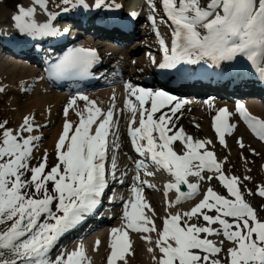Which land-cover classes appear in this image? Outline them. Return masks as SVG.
I'll use <instances>...</instances> for the list:
<instances>
[{
	"label": "snow or ice",
	"instance_id": "obj_1",
	"mask_svg": "<svg viewBox=\"0 0 264 264\" xmlns=\"http://www.w3.org/2000/svg\"><path fill=\"white\" fill-rule=\"evenodd\" d=\"M31 2L30 7L17 5V13L12 17L17 32L32 38L56 35L58 29L50 23H37L35 19L36 6L47 12L48 0ZM161 2L167 21L164 16L160 21H170L173 31L170 48L160 39L164 57L159 68L176 69L178 65L201 62L219 67L223 62H235L246 64L264 78V0ZM62 3L70 6L62 8L64 13L76 8L120 7L106 0H93L92 5L87 0H62ZM147 3L151 9L148 19L155 27L156 0H147ZM57 15L49 13L48 19L55 20ZM156 35L160 36L158 29ZM96 60L95 50L77 48L55 66L56 73H83ZM125 89L127 96L119 110L114 103L115 96L107 110L86 95L70 100L64 108L63 131L55 146L56 163L50 168L47 150L42 161L32 165L35 142L42 139L41 135L33 134L42 127L35 123L34 116H25L15 129L8 127L6 120L0 122V264H90L83 245L72 251L61 248L55 256L53 252L67 233L96 211L100 197L109 187V174L112 180L124 184L128 172L117 176L116 152L121 147L120 116L125 112L130 114L127 136L140 159L134 161L135 175L130 186L133 199L124 202V224L111 229L107 264H117V261L127 264L125 256L131 248L129 231L149 234L141 239L154 243L155 247L147 250L158 251V256L153 255L155 264H264V220L246 202L240 177L225 174L223 164L207 147L212 141L194 139L183 127L177 128V113L187 101L131 82H125ZM77 100L85 104L76 111L78 123L74 125L67 117ZM168 105H171L168 111H163ZM236 112L264 141V119L251 115L240 102ZM232 115L223 107L213 117V128L224 146L225 135L231 134L235 127L230 123ZM177 141L182 145L179 151L173 146ZM238 143L244 147L242 140ZM149 167L156 171H149ZM159 171L170 177L164 185L169 209L200 196L203 183L213 178L227 190L228 196L207 187L198 203L187 211L168 212L162 229L158 228L153 219L154 209L143 196L145 187L154 189L155 185L142 179L141 173L152 177ZM173 191L175 199H167ZM247 191L252 195L250 189ZM256 195L264 198V185L257 187ZM201 218L204 223H199ZM151 233H156L155 240ZM211 237L223 239L216 241ZM225 242L231 245L227 249ZM96 243L98 247L99 241ZM225 251L226 256L221 257Z\"/></svg>",
	"mask_w": 264,
	"mask_h": 264
},
{
	"label": "rangeland",
	"instance_id": "obj_2",
	"mask_svg": "<svg viewBox=\"0 0 264 264\" xmlns=\"http://www.w3.org/2000/svg\"><path fill=\"white\" fill-rule=\"evenodd\" d=\"M161 3L162 2L160 0H156V13H155V15H156L157 24H158L156 26L158 28L155 26L154 30L157 31V29H158L159 33L161 35H163L167 32V29L169 28L167 26V24L169 25V22H161L160 21V17L164 16L163 13H160L157 11V9L161 10V8H162V7H160ZM202 3H204V0H202ZM0 4L4 7H6V9H7V10L6 9L3 10V11H6L4 16H1V13H0V29H3V30L6 29V30H11V31L13 29H15L12 17L17 13V5L23 4L26 7H30V5L33 6L31 0H29V5H28V0H0ZM64 7H66V6L63 5L62 0H48V3H47L48 11L46 12V21L47 22L50 21V19H48L49 13L55 11L59 15V12H57V11H59V10L61 11V9ZM10 9H11V11H10ZM38 9H39V7H37V12H36L35 18L37 16H39ZM122 9L126 10V12L129 13V10L127 9V7L125 8L122 6ZM141 14H142V17H140V14H138L136 16V19H138V17H139V19L137 20L138 30H139L138 33L135 34L134 37L129 39V41L127 40L125 42V44L120 46V47L123 48V46L126 47V45H127L129 52H131L130 55H137V54L139 55L140 54L139 57H144V53L147 50L146 48L147 47L150 48V45L149 46L148 45L147 46H139L136 48L134 46L137 43V41L134 42L135 41L134 38H137L139 41H143L141 38V35H140L141 32L144 35H146V34L149 35L150 38L152 36L151 32L145 33L144 32L145 29L143 28V25H149V24H147V20L149 21L148 17L151 14V9H150L148 3L145 4V9L141 11ZM41 21L43 22V17L40 19V21H37V23H40ZM164 21H167L166 16H164ZM143 34H142V36H143ZM80 36L83 37V34H81ZM163 37L164 38L168 37L167 39L170 40L169 36H167V35H163ZM9 39H13V40L18 41V39H20V38L13 36V38H9ZM154 39L156 40L157 38H154ZM150 41L154 42V40L152 38ZM135 50H137V51H135ZM143 50H144V52H143ZM132 61H133V58L126 60V66H128L129 69H131V65H129V63L131 64ZM18 64L21 65V63H18ZM29 64H30V62H29ZM5 66H8V65L6 64ZM13 66L14 65L11 66L12 71L10 72V74H7L4 77V79H0V88L3 89V91L0 92V122H3L6 120V121H8L7 126L15 129V128H18L19 125L23 122V119L25 116H28L30 118L34 116L35 117V123L41 125L42 127L40 128L39 131H37L33 134L34 135H41L42 139L40 141L35 142V149H34V153H33L34 159L32 160V165L37 166L38 163L42 161V159L44 157L45 150H47L48 167L50 168L51 166H54V164L56 163L55 146H56V143L58 142L56 139H59L60 135L62 134V128H63V124L65 122L64 108L69 104V102L72 98H67V100L64 101V103H62V105L59 107V109H57L58 106H57L56 102H52L51 104L48 103V104H46L47 106L45 105L43 107L36 100L37 97L38 98L45 97V95L40 94L42 91H37L39 89L37 87L38 84H40V83L43 84V86H44L43 89H45V91L49 92L50 95H52V97H55V94H57L58 92H62L63 90L60 88L51 87V85L46 80H43V78L40 77L42 75V66H36V65H34V63H31L30 67L34 68V70L36 71V72L34 71L36 80H35L34 85H32V86L29 84V82H30L29 77L31 78V75L29 77L25 78V76H23L24 71H21L22 68L20 66H18V69H15ZM13 70L18 71V72L16 74H13ZM27 70H29V68H27ZM26 76H28V75H26ZM0 78H2V77H0ZM147 83H148L149 87H151V86L154 87V86L158 85L157 83H155L153 81H148ZM241 84H242V82L240 83V85ZM121 85H122V87H121ZM110 86L113 87L114 85L113 84H104V87H106L105 89H107V90L109 89ZM114 87L115 88L119 87L118 91L120 93V89H122L124 86L122 83L119 82L117 84V86H114ZM252 89H254V88L252 87L248 91H245L243 93L244 95L241 94V96L245 97V95L249 94ZM119 93H117V95L115 96L116 99H115L114 103H115L116 108L119 106L118 108L122 109L123 106H121V105L125 102V99H124L125 94L122 92L123 94L121 93V95H120L121 97H120V96H118ZM36 94H39V95L36 96ZM252 94H254V93H252ZM69 96L76 97L75 94H71V95L69 94ZM235 96H233L232 97L233 99H232L231 95H222V97H218L219 100H216V101L212 102L211 104L204 105L203 107L202 106H200V107L183 106L181 111L177 113V116L179 117V119L177 121V128L183 127V129L186 131V133L188 135H191L192 137H195V135L198 134V139H200V140H204V139L207 140L209 138V136L211 135L210 138H212V139L211 140L209 139V140L212 141V143L210 145H208V148L210 147L209 150L213 151L217 157L218 162H221L223 164V169H224L226 175H228V176L234 175V176L240 177V179L242 181L241 191L244 194L246 202H248L257 211L258 218H260L261 220H264V198L256 195L257 187L259 185H264V144L262 142H258L260 140L254 139L249 134L246 126L238 118V114L236 112V103L233 101L234 98H236ZM247 96H249V95H247ZM251 98L252 97H250V99ZM101 99L100 98H93L91 100L95 101L96 105L98 107H100L101 109L107 110L109 108V106L112 104L113 100L111 101L110 99L109 100L108 99L107 100L106 99L101 100ZM102 102L103 103L105 102L106 104H103ZM223 102H224V104H223ZM225 103H226V105H225ZM81 104L83 107L85 102H81ZM77 105L78 104L76 103V106H73L72 108L69 109V116L67 117V119L70 120V118H71L70 113L72 114V112H73V114L75 115L76 111L78 110L77 107H79ZM245 105H246V108L249 109L247 103ZM261 105L263 107L260 109V113H263L264 103L262 102ZM224 106H226L229 109V111L231 113H233L231 118L233 119L234 122H236L235 127H234L233 131L231 132V134L225 135L226 146L221 145L219 143L217 134L215 133V130L213 128V117L216 115L218 107H224ZM170 107H171V105H168L165 109H163V111H168V109ZM54 109L56 110V112H55L56 118H54L55 120L53 119L52 123H50L49 120L53 116ZM202 109H203V111H200ZM45 110H46V113H45ZM73 114H72V116H73L74 120L72 122L75 125L78 123V117L74 116ZM197 114H200V115H197ZM50 115H51V117H50ZM192 115L198 116L196 118L197 120L195 123L192 121H189V119L187 118V117H190ZM129 116H130V114H129ZM126 117L127 116L125 115V113H124V115L120 116V123H119V132L121 133V131H122L124 133V135H121L119 133L120 144L122 145V143H123L124 148H123V146H121V148L118 150V152H116L117 160H118L117 162H119L121 160L119 162L121 167H122V164H123L125 158L127 159V157H125V156H127V154H129L128 149H129V151L131 150L130 149L131 143H130V140L127 136V128H126L127 123L125 122ZM128 117L126 118V120H128ZM263 117H264V115H263ZM197 125L199 127H197ZM173 131H175V129ZM194 131L196 132L195 135L193 134ZM58 134H59V136H58ZM169 134L171 135L172 133H169ZM207 135H209V136H207ZM241 140L244 144L243 148H241L239 146V143H238V141H241ZM173 146H174V150L176 149L177 151H179L180 148L182 147V145L180 144L179 141L174 142ZM130 154L135 155L132 151H130ZM138 159H140V157H138ZM119 163H118V165H119ZM132 164H133V162H132ZM131 166H130V168L127 169V171L128 172L130 171L132 174ZM148 170L154 171V172L156 171L152 167H149ZM141 175L143 176V173H141ZM205 175H213L214 176L213 173H205ZM245 176L251 177V179L250 180H244L243 178ZM143 177L146 178L149 182H151V184L155 185L154 189L148 190V195L150 197L154 195L156 197V202H152L149 199L147 200L146 198H144V199H145V202L148 203L152 209H154L155 216L153 217V219H154L157 227L161 228V229L163 226V219L165 218V216L167 215L168 212H174L177 210H180V211L189 210L192 206L195 205V203H198L199 200L203 198V193L206 191L207 187H212L213 190L216 191L218 194L225 195L226 197L228 196L227 190L225 188H223V186L220 184V182L217 179L213 178L211 181H205L203 183L200 196L196 197L193 200H189V203H188V201H185V203H182L181 205L176 206L175 209H169L167 207L166 198L164 196V188H163L164 183H167V182H166V178L162 176V172L161 171L156 172V174L152 177H145V176H143ZM131 184L132 183L126 184L127 190L130 189ZM113 186H114V184H110L109 187L106 189L105 193L100 197V199L102 201H103V199H105V197H106L105 195L108 193L109 189L112 190ZM124 187H125V185H124ZM249 189L251 190L252 195L248 194L247 190H249ZM172 195L175 196L174 191L169 193L168 199L173 200ZM125 201H126V199L118 200L119 206L120 207L123 206ZM145 212L147 215L152 216V212H149L147 209H145ZM121 220H123L122 215H119L118 217L114 218L111 221H108V220L104 221V223L108 222L109 224L116 225ZM193 222H197V221L193 220ZM92 223H94V222L92 221ZM199 223H204L202 218L199 221ZM79 226L80 225H78L75 228V231L77 230L76 234L72 233L70 231L60 240L57 251L53 252V256H55L58 253L59 249H61V248L67 249L68 251L75 250L80 244V243H78L79 241H83L84 238H88V237L93 236L94 232H91V234H90L91 236L86 235L91 231V228H93V230L98 228V227H96V223H94V225H91V227L89 226L90 228L85 225L86 227L84 229V232H81L83 229L80 228ZM87 228H89V229L87 230ZM144 235H149V234L148 233H136V232L129 231V240H130L131 248H130V253L126 254V256H125V258L127 260V264H155V261L153 260V255L158 256L159 253H158V251L155 253H150L147 250L149 247L154 248L155 245H154V243L149 244L146 241H144L143 239H141V237ZM150 235H152L153 240L156 239V233H151ZM78 236H80V238ZM74 237L77 239L76 243H72V239ZM211 238L216 240V241L223 239V237H211ZM111 239H112L111 236L107 235L106 239L104 240L105 246H103L101 249L97 250L98 252L96 251L95 253H93V251H92V257H90V252H89V250H91V249L86 250V248H85V251H86V254H87V257H88L90 264H102V263L107 264L106 258H108V256L110 255V252H111V249H110ZM230 246H231L230 243L225 242V244H224L225 249H227ZM103 252H105V253H103ZM220 255H221V257L226 256V251L222 252ZM96 257L97 258L99 257V258L97 259ZM117 264H124V262L118 261Z\"/></svg>",
	"mask_w": 264,
	"mask_h": 264
},
{
	"label": "bare ground",
	"instance_id": "obj_3",
	"mask_svg": "<svg viewBox=\"0 0 264 264\" xmlns=\"http://www.w3.org/2000/svg\"><path fill=\"white\" fill-rule=\"evenodd\" d=\"M92 1L87 0V2L90 5L93 4ZM106 2L109 4H112V5L118 4V5H120V7L119 8H115V7L101 8V9H95L94 7H90L87 10H85L83 8H76V9H71L67 13L62 12V9H61V11L60 10L57 11V12H59V17L56 18L55 20H50L48 22L46 21V12H44L39 6H37V7H39V9H38L39 16H37L35 18L36 21H40V19L43 17V22L41 21L40 23L41 24L42 23H50L54 28L59 30L56 35H52V36L44 35V36H39L37 38H32V37H25V36L20 35L16 29H13L12 31L6 30V29H4V30L0 29V46L2 45V47H3V45H4L5 47H8V49H9V50H1V47H0V77H2L0 79H4V77L7 74H10V72L12 71L11 70L12 65H14L13 67L15 69H18V66H20L22 68L21 71H24L23 76H25V78H26V77H29L31 75V78L29 77V79H30L29 84L31 86L34 85L35 80H36V78H35V72L36 71L34 70V68L30 67L31 63L29 64V62L39 60L40 57H43V59H45L46 56L50 57V55L55 54L59 50V48L62 44H64L65 42L67 44L70 41V39L67 40L68 37L63 36L60 31L62 30L64 32H68L69 35L70 34L74 35L75 34V30H74L75 25L74 24H76L77 27L80 28L79 32L81 31V33H82L83 29H88L91 32V33L87 32V33L83 34V37H79L78 40H79L80 48L95 50V52L97 53V57L102 58L101 64H103V66H102L101 70H100V68H98L97 72L98 73L100 71L104 72L106 70L105 67L111 66V68H112L111 73L114 76H111L110 79L108 80V82L113 81L112 84L114 86H117V83L120 82L123 84L124 87L122 89H120V93L118 91L119 87L115 88L114 86L113 87L110 86L109 89L107 90V89H105L106 87L94 86V87H91V89H88V90L83 91V92H80V91L79 92L70 91L71 93H66L65 91L58 92L57 94H55V97H52V95H50L49 92H47V91H45V89H43L44 86H43V84L40 83L37 86L39 88L37 91H42L40 94L45 95V97H41V98L37 97L36 100L39 104H41L44 107L48 103L51 104L52 102H56V104L58 106L57 109H59V107L62 105V103H64V101L67 100V98H73L74 97V96H69V94L70 95L75 94L76 97L79 95H86L90 100L93 98H100V99L102 98L103 100L104 99H106V100L110 99L112 101L113 96H116L117 93H119L118 96H120L121 93L123 92L125 94L124 99H126L127 92L125 89V82H131L134 86L147 87V82L153 81V82L158 84L156 88H161L162 83H163L162 82L163 79L159 76V74L157 72V66H158L157 63H159V59L153 58V57L158 56L156 53L158 41H156L154 39L157 37H156V33H155L156 31L154 30V26H153L152 22H150V20L149 21L147 20V24H149V25H143V28L145 29L144 30L145 33L151 32V35H152L151 38L154 40V42L150 41L151 38L149 35H147V34L144 35L142 32L140 33V35H141V38L143 41H139L137 38H135V41H134V42L137 41V43L134 46L136 48L139 46H147V45L149 46L150 45V48L149 47L146 48L147 54L144 57H139L140 54L139 55L138 54L137 55H130L131 52H129L127 45H126V47L123 46V48L120 47V46L124 45L125 42L127 41V39L130 37V34L123 30L130 23V20H129V18L131 19L130 14L135 12V13L140 14V17H142L141 11L145 9V4H147V0H106ZM28 5H29V0H28ZM122 6L125 8L127 7V9L129 10V13L126 14V10H123ZM66 7H70V6H66ZM160 7H162V3L160 4ZM5 9H6V7H4L0 4L1 16H4L6 11H3V10H5ZM10 11H11V9H10ZM157 11L160 13H163V15H164L163 8H161V10L157 9ZM51 13H56V12L53 11ZM70 17L74 18L73 19L74 22L67 19ZM138 19H139V17H138ZM138 19H136V21L134 22L135 25L133 23L134 28H133L131 35H135L139 31L138 30V22H137ZM96 21H98L99 23H97ZM168 22H169V25L167 23L166 24L169 28L167 27L168 28L167 32L163 35L169 36V39L172 40L173 29L170 26V21H168ZM119 25H122L123 27H120ZM92 34L98 35L99 37H96V39H95ZM142 34H143V36H142ZM60 35H62V37H60ZM13 36H16L19 38H25V39L18 40V42H19V44H18L16 40L9 39V38H13ZM64 38H66V39H64ZM167 38L168 37H166L165 39H167ZM16 44H18V46H22L21 48H27V49H24L22 51H18L15 49ZM10 47H12V48H10ZM13 48L16 50L15 51L16 53L14 52ZM135 51H137V50H135ZM143 52H144V50H143ZM18 54H20V55H18ZM26 57L31 61H29ZM132 58H133V61L131 62V64L129 63V65H131V69H129L128 66H126V60L132 59ZM153 59L155 60V63L153 62ZM18 63H21V65H19ZM6 64L8 66H5ZM230 64L233 65L234 62L230 63ZM34 65L41 66V64L37 63V62H34ZM197 65H198V67H202L200 63ZM242 65L244 67H248L246 64H242ZM27 68H29V70H27ZM208 70H210V72L207 71V73L209 75H215V73L212 71L211 68H208ZM17 72L18 71L13 70V74H16ZM25 74L28 76H26ZM105 76H107V73ZM257 76L258 75H256V77H255L256 79H257ZM40 77L43 78V80H45V78H46V75L44 73L43 68H42V75ZM260 81L261 80H258V79L256 80L258 85H259L258 82H260ZM228 82H231V81L229 80ZM254 82H255L254 80H250V81L244 80L242 82L244 84V86H243L244 89L245 88L251 89L252 87L253 88L256 87V89L251 90V93L261 92L260 89H258V87L255 85ZM224 84L225 83L221 82V84L218 87H216V88H218L217 92H220L222 94H225L228 92L229 94H232V91L226 90V85H224ZM167 85H169V84H167ZM121 87H122V85H121ZM210 87H212V86H210ZM210 87L208 86L207 83L203 82V86L199 91L194 92L193 89H187V90H184V92H182V90L177 88V87L169 86V88H171V90H173L172 92H174L175 97H177L178 99H182V100L187 101V103H185L184 106H197V107H200V106L203 107L204 105L211 104L212 102L219 100L218 97H216L214 95H209V96H206L204 98L199 97L200 95H203L202 91H204L205 89H209ZM216 88H214V89H216ZM38 95L39 94H36V96H38ZM249 96L252 98L250 99V97L249 98L244 97V99H242V100H241V98H235L234 101L236 103L237 102L245 103V104L247 103L250 111L253 114H255L256 116H263L264 115L263 114L264 109H263V113H260V109L263 107L261 105V103L263 101H261L258 97H256L255 94L249 95ZM81 102H84V101L77 100V104H78L77 106H79V107H77L78 109L82 107ZM173 103H175V102H173ZM226 103H225V105H226ZM103 104H106V103L104 102ZM223 104H224V102H223ZM121 106H124V103ZM118 107L116 108L117 110H119ZM224 107H226V106H224ZM220 108H223V107H218L217 112ZM200 111H203V109ZM55 112H56V110L54 109L53 116L49 120L50 123H52V120L54 118H56ZM45 113H46V110H45ZM72 114H73V112H72ZM72 114L70 113V115H71L70 120L71 121L74 120ZM125 115L128 117L129 113L125 112ZM197 115H200V114H197ZM74 116H76V113ZM50 117H51V115H50ZM197 117L198 116H196V115H192V116L187 117V118L189 119V121H192L195 123L197 120L196 119ZM126 118H125V122L128 123V120H126ZM230 123L235 125L236 122H234L233 119L230 118ZM126 126H127V124H126ZM62 131H63V128H62ZM195 133L196 132L194 131L193 134L195 135ZM120 134L124 135V133L122 131ZM196 135H195V137H193L194 139H198V134H196ZM58 136H59V134H58ZM207 136H209V135H207ZM210 136L207 140L212 139V138H210ZM56 140L58 141V139H56ZM262 143L264 144V142H262ZM121 146H123V148H124L123 143ZM131 147H132V145L130 146V149H131L130 151H132L135 155H131L129 149L127 148L129 154L126 153L127 156H125V157H127V159L126 158H125V160L123 159L124 162L122 164V167L119 163L121 160L118 162L119 165H118L117 176H119L121 174V172L127 171V169L130 168L131 165H132L131 166L132 174L130 171L129 172L127 171L128 176L125 179V182L123 185H121L118 180H112L110 174L108 177L109 185L114 184V186L112 187V190L109 189L108 193L106 194L107 198L105 199V201H106L105 206L107 209L105 211V217L108 221L113 220L114 218L118 217L119 215H122V218H123L124 204H123V206L120 207L118 200L126 199V201H128L130 199H133V196H132L130 189L129 190L126 189V184L133 182L131 178L135 175V163H134V161L138 159V154H136L134 152L133 148H131ZM131 161L133 162V164ZM161 172H162V176L166 178V182L168 183L170 181L169 175L166 172H163V171H161ZM142 179H146V178H144L142 176ZM149 183H151V182H149ZM165 184L166 183H164V185ZM124 185H125V187H124ZM148 190H151V188L145 187V190L143 192L144 198H146L147 200L149 199L152 202H156V197L154 195L150 197L148 195ZM183 190H186V188H184ZM172 196H173V200H174L175 196L174 195H172ZM108 197L113 199V202H110V198H108ZM183 203H185V202H183ZM188 203H189V201H188ZM111 215H112V217H111L112 219L109 217ZM88 216L89 217H86V219L79 226L80 228L83 229L81 232H84L85 227L89 226V224L91 226V225H94V223H96V227H98V228H96L94 230H93V228H91V231L89 233L87 232L88 234H86V235L91 236L90 235L91 232H94L93 236L88 237V238H84L83 241H79L78 243H80L79 246L83 245L84 248H86V250L91 249V250H89V252H90V257H92V251H93V253H95L97 250H99L103 246H105L104 240L106 239L107 235L111 236V229L115 228V227H122L124 224V220H121L116 225L109 224L108 222L103 223L105 217H102L103 215L101 214L99 208H97L93 214H90ZM92 221L94 223H92ZM99 221H100V224H99ZM78 237L80 238V236H78ZM111 238H112V236H111ZM97 241H99L98 247H97V243H96ZM76 242H77V239L74 237L72 239V243H76ZM103 253H105V252H103ZM102 264H104V263H102Z\"/></svg>",
	"mask_w": 264,
	"mask_h": 264
}]
</instances>
